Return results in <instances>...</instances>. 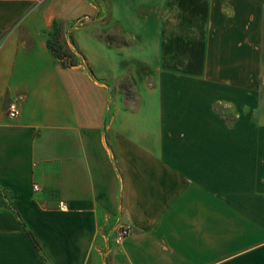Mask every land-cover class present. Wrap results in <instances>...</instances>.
Masks as SVG:
<instances>
[{
	"label": "crops",
	"instance_id": "0c3cea01",
	"mask_svg": "<svg viewBox=\"0 0 264 264\" xmlns=\"http://www.w3.org/2000/svg\"><path fill=\"white\" fill-rule=\"evenodd\" d=\"M108 1L0 0V264H264V0L155 7L162 65L113 58L116 76L160 78L135 100L48 48L80 21L96 51L102 23L124 36Z\"/></svg>",
	"mask_w": 264,
	"mask_h": 264
},
{
	"label": "rangeland",
	"instance_id": "374dc122",
	"mask_svg": "<svg viewBox=\"0 0 264 264\" xmlns=\"http://www.w3.org/2000/svg\"><path fill=\"white\" fill-rule=\"evenodd\" d=\"M108 1V0H106ZM174 1V0H172ZM108 3L113 5V13L115 12V6L119 8V15L122 20L124 36H120L119 32L111 28L114 24L112 23H102V41L108 43L107 47L102 45V48L95 50L96 46L94 42L88 37H86L85 29L79 25L75 30H59V42L64 46L65 50H69L67 54L71 56V59H66L63 61L64 64L75 63V66H84V56H87L89 62L92 65H97L102 63V74L109 75L108 78L103 80L105 85H108L111 91H113V100H115V95L120 98L123 97L124 100H135L139 98V93L141 88L145 85L149 87L151 91H156L158 86L161 85L159 77L151 78L146 82L147 78H142L141 76L131 75L132 71H129L125 76H116L119 72H122L121 68L117 66L118 61L113 58L115 56L117 59H122L125 65L129 67L133 66L137 62L131 59H135L140 56L141 62L146 63L150 68H157L162 65L163 57V35L159 32V19L157 15V7L160 4H167L168 0H109ZM140 7L142 9L152 10L154 8V16L150 14L149 21L146 18H140L139 12ZM109 8L105 13L106 17L104 21H108ZM156 12V13H155ZM264 13V12H263ZM160 15V14H159ZM263 26L261 31V37L259 40V50H258V60L260 67V86L259 93L256 94L255 99L263 104L264 107V14H263ZM111 28V29H110ZM66 35L69 36L67 41ZM134 38L139 39L135 41ZM217 43V42H216ZM212 48H216L217 45H211ZM96 51V53H95ZM216 52V49H215ZM122 54L121 56L119 55ZM217 53H214L216 56ZM130 56V59H129ZM217 57V56H216ZM126 59H128L126 61ZM61 63V62H60ZM64 67V68H72ZM115 73H111L115 71ZM117 73V74H116ZM119 75V74H118ZM107 77V76H106ZM145 82H143V80ZM117 91L118 93H115ZM155 92V95L157 96ZM159 92V91H158ZM159 95V94H158Z\"/></svg>",
	"mask_w": 264,
	"mask_h": 264
},
{
	"label": "trees",
	"instance_id": "16d2710c",
	"mask_svg": "<svg viewBox=\"0 0 264 264\" xmlns=\"http://www.w3.org/2000/svg\"><path fill=\"white\" fill-rule=\"evenodd\" d=\"M59 29H53L52 33L48 34V48L53 56V58L58 61L63 67H72L75 66V63H68L64 64L63 61L66 59H71V56L68 55L67 53L70 52L68 49L65 50L63 48L64 46L59 42Z\"/></svg>",
	"mask_w": 264,
	"mask_h": 264
},
{
	"label": "built area",
	"instance_id": "2783aa9c",
	"mask_svg": "<svg viewBox=\"0 0 264 264\" xmlns=\"http://www.w3.org/2000/svg\"><path fill=\"white\" fill-rule=\"evenodd\" d=\"M6 113L9 118L15 119L19 116L20 111L15 104H10L6 110ZM34 191H38L37 186L34 187ZM61 208L65 210L66 206L61 205ZM132 233H133L132 228L128 225H122L118 227L113 238L114 244L120 245L123 242V240L128 236H130Z\"/></svg>",
	"mask_w": 264,
	"mask_h": 264
}]
</instances>
